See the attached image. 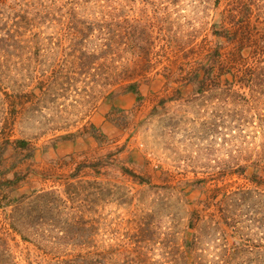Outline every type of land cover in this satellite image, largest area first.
<instances>
[{"label": "rangeland", "instance_id": "374dc122", "mask_svg": "<svg viewBox=\"0 0 264 264\" xmlns=\"http://www.w3.org/2000/svg\"><path fill=\"white\" fill-rule=\"evenodd\" d=\"M117 1L81 0L76 13L113 21V31L151 29L141 53L120 48L119 64L139 80L138 94L103 96L85 82L79 55L60 32L66 19L35 18L12 49H0V144L30 143L8 146L0 167V182L19 178L10 196L26 198L18 211L0 208V264H11L7 247L23 264L37 245L48 249L53 237L74 232L75 254L95 249L103 264H250L243 257L250 254L231 246L241 237L264 249V171L253 170L264 169V0ZM5 2L18 19L24 5L32 11L52 0H0V18L10 23ZM215 26L229 35L214 36ZM95 33L89 47L103 40ZM217 43L220 76L214 72L216 82L198 95L189 79L196 69L203 76ZM251 67L259 70L253 87L225 85L228 73L241 77ZM58 76L54 86L43 83ZM41 191L51 194L34 193ZM64 243L63 254H73Z\"/></svg>", "mask_w": 264, "mask_h": 264}, {"label": "trees", "instance_id": "16d2710c", "mask_svg": "<svg viewBox=\"0 0 264 264\" xmlns=\"http://www.w3.org/2000/svg\"><path fill=\"white\" fill-rule=\"evenodd\" d=\"M17 0H14V2ZM64 0H52L50 5L41 4L40 7L29 11V5H24L23 9L19 11L20 16L18 15V19H13V16L11 15L14 13V10L7 6V3H4V6L6 8V17L8 22H3V20L0 18V31H4V35L0 38V49L3 50H10L13 48V41L16 40L20 34L23 27V24H28L32 20H35V18H52V21H55L57 19H66L67 24L64 23L63 29H61L62 36L66 38L68 49L72 50L69 53L71 54L73 52V55H79L80 65L83 70H80V73L84 74L86 77L85 82L88 83H95L96 88L100 92V95L110 96L115 92L118 93H139V80H134L132 78L133 73L131 74L128 68H124L125 63L123 62L122 66L119 64V59H121L122 55V49H120L122 46H131V49H134L135 55L141 53L142 46L140 45V42L147 41L146 37L151 35L150 28L141 27L139 28H129L126 29L125 27L123 30L116 29L112 30L111 25H116L113 23V21H108L105 19H99L94 18L90 21H84L85 19H82L77 16V8L82 7V3L79 0H65L64 4L62 3ZM100 2H97L101 7H113V5L120 6L117 0H99ZM146 3H148V0H141ZM176 0H169L170 3H174ZM219 0L216 1V3ZM60 2V6L57 5V3ZM122 4H127L129 2H132V0H121ZM149 5H153V2L148 3ZM60 10L62 14H57L56 11ZM3 14L0 13V16ZM35 16V17H34ZM105 16V15H104ZM108 19V18H106ZM113 20V18L111 19ZM129 20L128 17H125V21ZM108 21V22H107ZM130 22V21H129ZM217 25V24H216ZM1 26H5V29L1 28ZM106 26V27H105ZM8 27V29H7ZM231 31V29H230ZM98 32L100 35H103L102 41L95 47H89L87 44L89 43V35L90 33ZM213 35L216 37H225L229 35V30L226 29L225 33L222 30L218 31L216 29V26L214 27L212 31ZM22 35V34H21ZM120 38L119 40L117 37ZM123 39V41L121 40ZM17 42V41H15ZM61 45V44H59ZM63 45V44H62ZM220 43H217L216 48L211 51L208 56L206 57V62L202 65V69L204 71L203 76L200 77V74L198 73V69L195 70V72L192 73V76L190 77L191 82H198L197 87V94L200 95L203 93L204 90L208 89V81L212 80V82H216V78H214V74L216 73L219 77L220 73L216 72V66L220 65V57L221 54L219 53V47ZM81 48V49H80ZM125 48V47H124ZM76 49H80L81 52L77 53ZM130 49V50H131ZM145 52L146 49H143ZM76 69V68H75ZM223 69L221 68L220 71ZM259 70L248 68L245 70V75L239 76L233 73H228L232 76L230 80L226 82V86L231 87V89L238 86L240 90H245L247 88H251L253 84L252 78L254 76H257ZM132 72V71H131ZM215 72V73H214ZM74 73H77L76 71ZM68 76V75H67ZM50 79V78H49ZM59 76L47 80L46 82H43L46 84V86L51 87L54 86L58 82ZM62 80V79H61ZM67 77H63V80L59 83V85L66 83ZM107 87H110L108 90ZM211 89V88H210ZM230 89V90H231ZM7 94V93H6ZM165 100H162L161 103H164ZM93 128H95L93 126ZM13 145L16 149H27L30 146V143L23 139H6L3 143L0 144V167L3 165V158L5 156V149L8 148V146ZM261 162L264 161V157L260 159ZM85 168L91 167L90 165H84ZM242 174H246L248 170V166H244L241 168ZM254 172L260 173L261 171H264V169L255 168L253 169ZM81 171V170H79ZM1 174V172H0ZM19 178L16 177L15 180H6L0 182V208L3 209H14L19 210L22 207V204L25 201V197L21 196H10V193H8V189L10 186ZM76 185L81 184L83 181H76ZM72 181H68L66 188L70 187ZM34 193H41L38 195L42 197L49 196L50 192H34ZM249 203H247L248 205ZM253 205V204H252ZM249 209V208H247ZM229 226L231 230L239 231L241 233L242 227H236L235 224H238L239 221L235 219L234 217L228 216L227 219ZM78 223L76 225H81V221H77ZM9 226L12 227L11 223H9ZM245 229H248L246 226ZM244 229V230H245ZM9 232H7L8 234ZM77 235H80L79 232H74L70 234H65V236L62 237H53L55 242L53 243L54 246H49L48 249L37 245V250H35V253H29L28 257H26L25 261H23V264H103L100 258V254L97 250H90L86 251L84 254L82 253L83 249L80 250V253L75 254V250L73 245H69L70 240L74 241L77 238ZM24 241H27L26 237L23 235H20ZM42 241H46L43 236H39ZM246 240H243L240 238L234 239V243L232 244V249L235 250L234 252H243L242 254L247 253L250 255H245L244 258L247 259V262L250 264H264V249H261L260 251H254V248L252 246L246 245L243 242ZM48 242V241H47ZM64 242H67L70 248L73 247V254L66 255L63 254L62 247L66 244ZM140 242V240H139ZM134 252L140 257V247H133ZM9 247H7V250L5 254H7V261L11 264L13 263L14 257L12 255V252L10 251ZM120 256L123 255V252L119 253ZM241 254V253H239ZM50 259H53V261L50 262ZM255 260V262L252 261ZM48 260V261H47ZM15 262V261H14Z\"/></svg>", "mask_w": 264, "mask_h": 264}]
</instances>
